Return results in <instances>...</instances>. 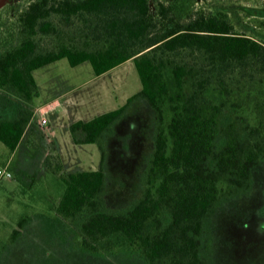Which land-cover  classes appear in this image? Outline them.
Segmentation results:
<instances>
[{
	"label": "trees",
	"instance_id": "16d2710c",
	"mask_svg": "<svg viewBox=\"0 0 264 264\" xmlns=\"http://www.w3.org/2000/svg\"><path fill=\"white\" fill-rule=\"evenodd\" d=\"M193 0H26L0 10V141L21 142L39 95L33 71L61 58L95 75L131 59L141 87L116 108L69 125L96 143L100 165L63 171L57 147L43 164L65 187L57 214L94 253H138L146 264H206L203 234L223 201L249 191L264 160V41L237 32L223 7ZM4 7V6H3ZM6 14V17H4ZM52 35L53 47L40 37ZM153 113V147L140 195L108 208L105 136L136 100ZM27 217L10 234L13 241Z\"/></svg>",
	"mask_w": 264,
	"mask_h": 264
},
{
	"label": "rangeland",
	"instance_id": "374dc122",
	"mask_svg": "<svg viewBox=\"0 0 264 264\" xmlns=\"http://www.w3.org/2000/svg\"><path fill=\"white\" fill-rule=\"evenodd\" d=\"M25 2L4 0L0 10L6 3L16 10ZM218 7L228 12L237 32L264 41V0H193L191 12L183 20H189L198 8L210 11ZM40 43L50 48L56 40L44 35ZM41 72L49 75L63 98H78V102L89 98L86 94L90 91H104L106 87L115 90L119 102L141 86L131 59L100 77L94 74L89 61L71 66L66 58L42 66L36 75ZM46 116L49 125H57L64 172L99 167L96 143H74L64 118ZM42 117L45 115L38 119ZM152 132V110L147 101L139 99L106 134L104 200L108 208L124 207L140 195L142 172L153 147ZM25 139L31 148L24 150L26 147L21 145L13 155L0 141V167L6 166L10 172L9 177L0 180V264H146L136 252L94 253L80 245L76 224L56 212L65 185L43 164L48 150L52 151L46 128L32 121ZM252 176L249 191L223 201L208 217L202 240L206 264H264V160L253 168ZM23 216L27 221L10 241L12 230Z\"/></svg>",
	"mask_w": 264,
	"mask_h": 264
},
{
	"label": "crops",
	"instance_id": "0c3cea01",
	"mask_svg": "<svg viewBox=\"0 0 264 264\" xmlns=\"http://www.w3.org/2000/svg\"><path fill=\"white\" fill-rule=\"evenodd\" d=\"M61 59H63V58H61ZM127 61H125V62H127ZM53 62H55V61H53ZM53 62H51V63H53ZM84 62H82L76 66L82 65ZM125 62H123V63H125ZM51 63H49V64H51ZM123 63H121L119 65H122ZM49 64H46V65H49ZM119 65H117V66L105 71L104 73L97 75V76H99V77L103 76V75L113 71ZM41 67H39V68H41ZM39 68H37V69H39ZM37 69H35L33 71V73H34V76H35V79H36V82L38 85L39 95L34 100V116L32 117L30 123H32V121H35L38 123V126L40 128H44V129L46 128V136H49L51 138V140L54 141V143L57 147V150L60 154V157L62 159H63V156L61 153V141H60L59 137L56 136L57 125L55 123H52V124L50 123L51 125H49V117H47L46 114H49L50 117L55 115L58 117V120L60 119V117H61V119L64 118L65 121L63 124L68 127V131H69V125L73 121L79 120V119L88 120L97 114L103 113V112L108 111V110L113 109V108H116L117 106L124 103L126 98L131 95V94L130 95H124L121 98V101L118 102V101H116L117 96L115 95V90L113 88L108 89V87H106V89L104 91H102L103 89H100V88L99 89L97 88L92 92L90 91V93L86 94L89 96V98L86 99L85 97H83L84 100L82 102L81 101L78 102V100H77L78 98H74V97H70V96L63 98V96H61L63 93H60L58 91V89L55 87V84L53 83V80L48 79L49 75L48 74L45 75L44 72L38 73V75H36ZM38 78H40L41 80H39ZM42 94H45V95L42 96ZM115 98H116V100H115ZM104 106H108V107L105 108ZM43 114L45 115L44 118L47 119V123H45V124H41L40 123L41 119H38V116L43 115ZM30 123H29V125H30ZM28 126H27V128H28ZM27 128H26V131H27ZM26 131H25V134H26ZM25 134L23 135V138H22L21 142L18 144V146L16 147V149L13 151L11 150L12 155L15 154V152L21 147V145L26 147V148H23L24 150L31 148L30 142L27 143V141H26V143H25V140H26ZM70 136H71V134H70ZM71 139H72V137H71ZM72 141H73V139H72Z\"/></svg>",
	"mask_w": 264,
	"mask_h": 264
},
{
	"label": "built area",
	"instance_id": "2783aa9c",
	"mask_svg": "<svg viewBox=\"0 0 264 264\" xmlns=\"http://www.w3.org/2000/svg\"><path fill=\"white\" fill-rule=\"evenodd\" d=\"M41 124H45L47 123V119L46 118H41L40 120ZM10 176V172L8 171L7 167H0V180L4 177H9Z\"/></svg>",
	"mask_w": 264,
	"mask_h": 264
},
{
	"label": "water",
	"instance_id": "95a60500",
	"mask_svg": "<svg viewBox=\"0 0 264 264\" xmlns=\"http://www.w3.org/2000/svg\"><path fill=\"white\" fill-rule=\"evenodd\" d=\"M3 2H4V0H0V7L2 6Z\"/></svg>",
	"mask_w": 264,
	"mask_h": 264
}]
</instances>
